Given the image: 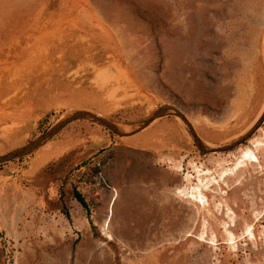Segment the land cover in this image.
I'll use <instances>...</instances> for the list:
<instances>
[{
    "label": "rangeland",
    "instance_id": "1",
    "mask_svg": "<svg viewBox=\"0 0 264 264\" xmlns=\"http://www.w3.org/2000/svg\"><path fill=\"white\" fill-rule=\"evenodd\" d=\"M263 107L264 0H0V154L127 131L0 162V264H264Z\"/></svg>",
    "mask_w": 264,
    "mask_h": 264
},
{
    "label": "water",
    "instance_id": "2",
    "mask_svg": "<svg viewBox=\"0 0 264 264\" xmlns=\"http://www.w3.org/2000/svg\"><path fill=\"white\" fill-rule=\"evenodd\" d=\"M169 110L175 111L169 105L158 106L149 115H147L146 117H144L142 119V121L139 124V127L147 124L153 118L158 117V116L168 112ZM175 113L177 115H179V117H181V119H183L182 115L178 111H175ZM78 117H85V118L91 119L95 122H98V123L108 127L112 131L119 133V134L127 133V131H125L124 129L119 128L118 125L114 121H112L106 117L100 116L98 114H94V113L89 112L87 110H75V111H72V112L66 114L65 116H63L58 122H56L54 125L49 127L43 134L31 139L30 141H28L27 143H25L21 146L10 149V150L0 154V162L33 150L38 145L43 143L46 139H48V137H50L63 124H65L66 122H68L74 118H78ZM260 118L261 117H259L257 119V123L259 122ZM183 121H184V119H183ZM257 123H255L250 128V130L244 132L242 135L238 136L237 138H235L229 142H226V143H223L220 145H216V146H211V147H208V146H205L204 144H201L200 141L194 136V134H192V132H191V134H192V137H193L195 143L197 144V146L199 147V149L201 151H221V150L229 149L230 147H233L234 145L240 143L242 140H245L248 137L249 133H251V131L255 128ZM128 132H130V131H128Z\"/></svg>",
    "mask_w": 264,
    "mask_h": 264
},
{
    "label": "built area",
    "instance_id": "3",
    "mask_svg": "<svg viewBox=\"0 0 264 264\" xmlns=\"http://www.w3.org/2000/svg\"><path fill=\"white\" fill-rule=\"evenodd\" d=\"M91 166L93 168V172L90 174L91 184L93 186L100 185V182H104L102 172H101V161L99 159H93L91 161ZM85 181V180H84ZM83 181V183H84ZM81 185V180H80ZM112 192L114 193L115 189L111 187Z\"/></svg>",
    "mask_w": 264,
    "mask_h": 264
},
{
    "label": "bare ground",
    "instance_id": "4",
    "mask_svg": "<svg viewBox=\"0 0 264 264\" xmlns=\"http://www.w3.org/2000/svg\"><path fill=\"white\" fill-rule=\"evenodd\" d=\"M264 111V107H263V110L261 111V113ZM260 113V114H261ZM260 114H259V116H260ZM258 116V117H259ZM257 117V118H258ZM257 118H256V120L245 130V132L247 131V130H250V128L255 124V123H257ZM183 119H184V117H183ZM181 122V121H180ZM184 122H185V124L186 125H188L189 126V124L185 121V119H184ZM118 127L119 128H124V127H126L125 125L124 126H121V125H118ZM138 127V126H137ZM190 128V127H189ZM195 136V135H194ZM196 137V136H195ZM197 138V137H196ZM203 144V143H202ZM245 153V152H244ZM250 153V152H249ZM243 157L245 158V160L247 159V160H249V161H251L252 159H251V155L250 154H247V153H245L244 155H243ZM242 157V158H243ZM243 158V159H244ZM115 189V188H114ZM115 195H116V189H115V191H114V193L112 192V190H111V198H110V203L111 202H113V199L115 198Z\"/></svg>",
    "mask_w": 264,
    "mask_h": 264
},
{
    "label": "crops",
    "instance_id": "5",
    "mask_svg": "<svg viewBox=\"0 0 264 264\" xmlns=\"http://www.w3.org/2000/svg\"><path fill=\"white\" fill-rule=\"evenodd\" d=\"M41 163H43V160H41V158L38 156V157H35L33 160H32V162H31V168H30V172L31 173H34L36 170H38V169H40V167H41ZM84 169H83V167H81V178L83 177L82 176V171H83ZM79 177H80V175H79ZM77 178L78 180H79V186H81L80 185V180H81V178ZM81 195V194H80Z\"/></svg>",
    "mask_w": 264,
    "mask_h": 264
},
{
    "label": "trees",
    "instance_id": "6",
    "mask_svg": "<svg viewBox=\"0 0 264 264\" xmlns=\"http://www.w3.org/2000/svg\"><path fill=\"white\" fill-rule=\"evenodd\" d=\"M74 197L80 202V204H82L86 208L85 201H84L83 197L80 195V193L75 191L74 192Z\"/></svg>",
    "mask_w": 264,
    "mask_h": 264
}]
</instances>
